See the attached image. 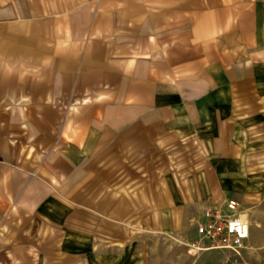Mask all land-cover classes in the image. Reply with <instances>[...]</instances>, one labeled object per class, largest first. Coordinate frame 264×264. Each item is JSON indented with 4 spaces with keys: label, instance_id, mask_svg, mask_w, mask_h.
Masks as SVG:
<instances>
[{
    "label": "crops",
    "instance_id": "1",
    "mask_svg": "<svg viewBox=\"0 0 264 264\" xmlns=\"http://www.w3.org/2000/svg\"><path fill=\"white\" fill-rule=\"evenodd\" d=\"M263 140L264 0H0V264H153L230 200L264 264Z\"/></svg>",
    "mask_w": 264,
    "mask_h": 264
},
{
    "label": "built area",
    "instance_id": "2",
    "mask_svg": "<svg viewBox=\"0 0 264 264\" xmlns=\"http://www.w3.org/2000/svg\"><path fill=\"white\" fill-rule=\"evenodd\" d=\"M194 224L197 238L193 247L198 250L232 249L239 252L246 247L251 235V225L235 200L228 201L226 208L204 209L202 218Z\"/></svg>",
    "mask_w": 264,
    "mask_h": 264
},
{
    "label": "rangeland",
    "instance_id": "3",
    "mask_svg": "<svg viewBox=\"0 0 264 264\" xmlns=\"http://www.w3.org/2000/svg\"><path fill=\"white\" fill-rule=\"evenodd\" d=\"M255 153L253 152V155ZM257 156L264 158V149L257 151ZM188 234L180 238V241L175 238L167 240L163 236H152V252L155 259L153 264H251L246 263L242 257L244 252L247 253L246 248L240 249L239 252L232 249L198 250L193 247L196 240L193 232L190 230ZM171 259H174V262L170 261ZM248 259H252L251 255Z\"/></svg>",
    "mask_w": 264,
    "mask_h": 264
}]
</instances>
